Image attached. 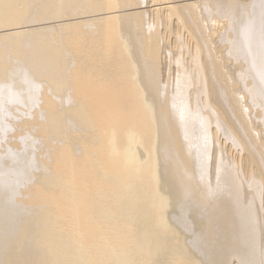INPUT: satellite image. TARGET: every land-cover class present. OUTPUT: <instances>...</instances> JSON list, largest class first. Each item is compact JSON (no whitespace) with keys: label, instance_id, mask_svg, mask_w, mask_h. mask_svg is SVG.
Instances as JSON below:
<instances>
[{"label":"bare ground","instance_id":"bare-ground-1","mask_svg":"<svg viewBox=\"0 0 264 264\" xmlns=\"http://www.w3.org/2000/svg\"><path fill=\"white\" fill-rule=\"evenodd\" d=\"M0 264H264V0H0Z\"/></svg>","mask_w":264,"mask_h":264}]
</instances>
